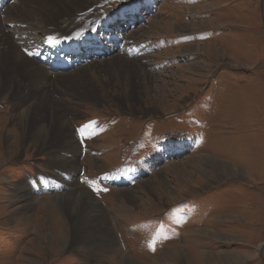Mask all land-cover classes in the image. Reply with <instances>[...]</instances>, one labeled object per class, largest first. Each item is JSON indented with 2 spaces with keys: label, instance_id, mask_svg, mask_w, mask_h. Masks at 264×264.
I'll return each instance as SVG.
<instances>
[{
  "label": "rangeland",
  "instance_id": "1",
  "mask_svg": "<svg viewBox=\"0 0 264 264\" xmlns=\"http://www.w3.org/2000/svg\"><path fill=\"white\" fill-rule=\"evenodd\" d=\"M89 1L79 20L56 15L61 28L79 33L135 0H103L99 7ZM154 6L137 20L132 32L139 37L128 33L124 52L96 63L103 88L86 68L51 81L52 100L77 129L79 155L61 150L65 133L48 107L26 124L27 137L38 122L49 131L39 145L43 154L14 140L18 106L45 99L34 96L24 68L3 67L4 82L16 84L10 99L0 94V137L14 148L8 155L0 138V264H264V0ZM159 151L163 159L153 157ZM48 152L77 163L52 162ZM199 155L217 163L192 168ZM174 162L180 182L169 168ZM146 184L153 185L141 189ZM71 191L99 203L113 231V240H103L107 251L96 249L100 239L77 244L79 236L67 231L75 229L63 224L72 222L58 199ZM60 228L71 235L65 247L56 241Z\"/></svg>",
  "mask_w": 264,
  "mask_h": 264
},
{
  "label": "bare ground",
  "instance_id": "2",
  "mask_svg": "<svg viewBox=\"0 0 264 264\" xmlns=\"http://www.w3.org/2000/svg\"><path fill=\"white\" fill-rule=\"evenodd\" d=\"M156 1L155 0L130 1L129 3L131 4L128 3L129 5L127 4L126 7L124 8L115 9L106 15L102 14L101 16H96L91 22L88 23L89 25L87 28H85L84 30L81 29V32L72 33V32H69V30L67 29L65 30L62 29L61 22L58 23L55 16L58 14H60L61 16L65 14L63 16H67L68 20L70 21L79 20L80 18L79 14L81 13L80 10L82 9V6H85L84 5L85 2H83V0H0V36L2 38L0 40V44L2 45V47H4V48L0 47V94L4 97L3 102H5L7 99H10L8 98V96L12 94V92L15 89L14 87L16 84V83L14 84L13 80L10 83L4 82L3 67L7 63H11L12 65L17 66L19 68H24L30 77V83L34 87V96L36 98L39 97V98L45 99L42 103H37L36 102L37 100H35V102H32L29 107L27 106L28 108L26 110H24L25 104L24 105L21 104L20 106H18L19 109L17 110L18 113H17V116L15 117V120L19 121L17 127L19 128L20 132L16 133L14 140L16 141L20 140L21 143L24 145L27 143H29V145L33 144L35 145L36 148H38V150L41 151V154H43V152H45L44 151L45 149L44 147L40 148L39 145L40 146L45 145V143L48 140L49 131L45 127H43L42 124H40V122H38L36 124V129L32 130L31 134L28 135L27 137L26 134L28 131L26 129V124L30 116L35 111H42L45 109V107H48L50 110L49 111V116H50L49 118H51L50 120L53 122V124L56 125L59 133L60 132L65 133L64 138L63 137L61 138V150H66L72 153H77L79 155L80 150H82V146L78 143L79 136H77V131H76L77 129L70 122V118L68 120L67 115H66L67 113L65 114L64 111H62L63 109L59 111L61 106L57 104L58 101L52 100L48 87L49 85H51V81L54 78H57V80L61 78L60 80L63 82L65 78L69 79V78L78 77L77 75L80 74L78 72L86 68L87 69L86 72L88 74L90 73L92 77L91 81L96 80L97 85L99 84L101 85L100 87L103 88L104 86L101 84V81L98 75L94 71V70H97V71L100 70V68L95 67L96 65H98L96 63L105 61L108 57L111 58L115 54L120 53V52L122 53L125 51L124 48L127 47L129 43L131 42L130 41L128 43V41H126L127 35L129 37L128 33H131L132 31H134L137 20L145 19L144 15L149 14L148 12H150L151 9L155 7L154 4ZM32 2L37 4L38 6L37 7L31 6V5H35ZM94 2H96V6L99 7L103 3V0H91L88 3L86 2L87 3L86 5H88L89 7V5ZM37 17H41V19ZM126 20L129 22L126 23ZM11 29H13V31H10ZM79 30L80 29L78 27V31ZM12 35L14 37H11ZM131 35L134 36L135 34L132 32L130 36ZM137 37L139 36L137 35ZM137 37L135 35V38ZM118 57H119L118 59L121 60L119 55ZM7 58H9L10 60L8 61ZM113 58H111V60H113ZM4 61L5 63H3ZM88 61L91 62L89 63V65H87ZM117 68L118 67H115L114 71H116L117 73H120L121 71H119ZM139 68L141 72H143L142 74L144 75L147 74L146 71L141 66ZM61 81L59 83H61ZM18 83H20V81H18L17 84ZM55 83L57 84V82ZM28 84H29V81H28ZM78 84L81 86H84V85L86 86L87 81L85 82L78 81ZM60 85L62 86V84ZM65 85L63 87H65ZM67 87H70V85ZM64 91L66 93V96L68 97L70 93L68 91V88L65 87ZM13 93H15V91ZM71 94L76 96L74 92H71ZM63 99L65 100L64 97ZM42 117H45V115L42 114ZM90 126L91 125H89L88 127ZM84 129L82 128V130L85 132ZM86 133H90V132H86ZM0 136H2V134H0ZM0 138L1 140H5L4 145H6V147L8 148V151H9L8 155H11V152H13V149H14L13 147L8 146L10 144L9 142H11V139L9 138L6 139V137L5 138L0 137ZM46 154L49 155V158L51 159L52 162H56V163L70 162L74 164L77 163V162H74L68 159L65 160V158H62L58 155H54L50 157L49 152ZM8 155L6 159L2 160L3 163L8 162L7 160L10 158ZM153 157L155 159L164 158V156H161L160 151L157 152L156 155ZM193 159H195L197 162L194 165L192 166L190 165V166L192 168L197 167V170L202 168L201 164H203L204 162H205V165L206 163H210L211 165H214L217 163L215 161H213L212 163L210 157L208 158L202 157L201 155L194 157ZM169 168H171V170L176 173V176L178 175L177 177L180 182L179 177L182 175V174L180 175V173L182 172H179V167L177 166V163L174 162L170 164ZM190 172L191 171L185 170L184 176H190ZM158 181H159L158 184L162 185L163 187L166 186V183L163 179H160V180L158 179ZM152 185L151 184L142 185L141 189L142 188L145 190L151 189ZM132 192H134V190ZM146 193L148 194V192ZM127 198L129 199V197ZM134 199L138 200V202L143 201L142 198L139 199V198H136L135 196H134ZM93 200H94L93 197H91V195L88 192L86 193V195L84 193L82 194L78 193V195L75 198V193H72V191H71V194H66L64 197L62 196L61 198L58 199V201L62 203V210H63L64 215L66 216V218H69L72 222L69 225H67L68 223L66 224V222L64 221L63 224H65L68 227L73 225L75 230L74 231L67 230V231L69 233L73 232L74 237L79 236L78 237L79 243L77 244L86 243L84 245H87V241L93 242L97 238V239H100L101 245L99 248H96V249H102L105 252L107 251L106 249L108 247L106 246L108 244L106 245V243L103 242V240L105 239L104 237H108L111 240L113 236V231L111 230L109 223H107V220L105 219V215L103 214L102 209L98 205L99 203L97 204ZM33 207L35 208V206ZM17 209H18V212L26 210L25 207L21 209L19 208ZM16 213L17 212H15V214ZM15 214H13L11 217L14 220L17 219ZM67 231L65 230L63 231L60 228V231L57 232L58 234L56 233L58 235L56 237V241L58 242L63 241L62 244L64 243V247L68 245L69 243L68 241H70L71 239L70 238L71 235H69ZM21 238H22V235H21Z\"/></svg>",
  "mask_w": 264,
  "mask_h": 264
},
{
  "label": "snow or ice",
  "instance_id": "3",
  "mask_svg": "<svg viewBox=\"0 0 264 264\" xmlns=\"http://www.w3.org/2000/svg\"><path fill=\"white\" fill-rule=\"evenodd\" d=\"M51 42V41H50ZM29 54H31V53H29Z\"/></svg>",
  "mask_w": 264,
  "mask_h": 264
}]
</instances>
